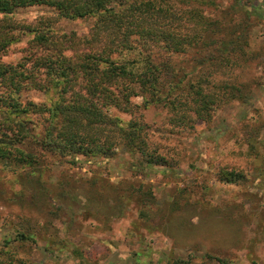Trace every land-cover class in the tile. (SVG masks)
Here are the masks:
<instances>
[{
    "label": "rangeland",
    "instance_id": "rangeland-1",
    "mask_svg": "<svg viewBox=\"0 0 264 264\" xmlns=\"http://www.w3.org/2000/svg\"><path fill=\"white\" fill-rule=\"evenodd\" d=\"M202 9L222 21L219 38L241 48L213 61L211 117L194 121L190 107H144L142 97L128 112L110 107L126 122L146 124L173 166L147 165L124 148L112 158L45 151L37 166L0 162V246L11 241L17 264H264V0H215ZM53 14L36 5L12 18L37 26ZM94 20L60 19L53 27L84 34ZM22 31L1 62L29 55L34 33ZM193 58L174 56L182 75L192 70L183 94L200 70ZM29 95L49 101L41 91ZM182 113L188 117L174 121ZM33 122L42 132L43 119ZM224 168L245 177L223 180Z\"/></svg>",
    "mask_w": 264,
    "mask_h": 264
},
{
    "label": "trees",
    "instance_id": "trees-1",
    "mask_svg": "<svg viewBox=\"0 0 264 264\" xmlns=\"http://www.w3.org/2000/svg\"><path fill=\"white\" fill-rule=\"evenodd\" d=\"M214 4L215 0H0V58L23 29L34 33L27 57L17 63L0 61V162L37 166L39 153L45 151L112 158L124 148L139 154L147 165L173 166L175 158L151 144L146 124L126 122L110 107L128 112L136 105L132 99L142 97L144 107L163 103L176 113L190 107L194 121L209 119L217 101L212 92L213 61L229 60L241 51L219 38L222 21L203 13V5ZM36 5L54 14L42 17L37 26L12 18L17 10ZM86 17L95 20L84 34L53 27L60 19ZM238 40L231 45H239ZM187 53L200 70L192 90L183 94L192 70L182 75L174 56ZM33 91H41L49 101L30 98ZM34 116L43 119L42 132H37ZM186 117L182 113L174 121ZM220 175L227 181L245 177L225 168ZM19 238L33 236L21 233ZM5 243L0 246V264H17L11 241Z\"/></svg>",
    "mask_w": 264,
    "mask_h": 264
}]
</instances>
